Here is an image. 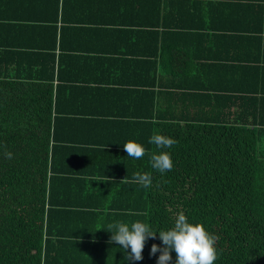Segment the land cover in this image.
Returning <instances> with one entry per match:
<instances>
[{
	"label": "trees",
	"instance_id": "1",
	"mask_svg": "<svg viewBox=\"0 0 264 264\" xmlns=\"http://www.w3.org/2000/svg\"><path fill=\"white\" fill-rule=\"evenodd\" d=\"M163 2L174 20L127 118L65 108L53 49L0 41V264H157L179 212L217 238L214 264H264V0ZM157 133L177 141L164 173ZM134 221L157 232L140 261L109 243L110 224Z\"/></svg>",
	"mask_w": 264,
	"mask_h": 264
},
{
	"label": "crops",
	"instance_id": "2",
	"mask_svg": "<svg viewBox=\"0 0 264 264\" xmlns=\"http://www.w3.org/2000/svg\"><path fill=\"white\" fill-rule=\"evenodd\" d=\"M162 2L0 0V41L32 44L40 53L53 49L65 108L105 114L97 118H127L129 92L146 87L148 64L158 61L162 37L156 54V31L174 20L166 19ZM116 91L126 93L125 104L112 99Z\"/></svg>",
	"mask_w": 264,
	"mask_h": 264
},
{
	"label": "clouds",
	"instance_id": "3",
	"mask_svg": "<svg viewBox=\"0 0 264 264\" xmlns=\"http://www.w3.org/2000/svg\"><path fill=\"white\" fill-rule=\"evenodd\" d=\"M149 143L155 144L161 149L159 154H152V168L161 173L171 171L173 161L170 153L166 149L174 146L177 141L159 133L150 137ZM127 156L139 159L144 156V147L129 140L124 145ZM7 158L11 159L12 153H6ZM135 183L147 188L151 185V176L149 173L137 172L133 178ZM109 229H115L109 243L116 242L124 249L125 259L129 261L142 260V251L147 238L156 239L157 232L152 231L147 223L134 221L130 225L124 222L110 224ZM101 230V229H98ZM97 230V231H98ZM159 239L163 247L153 243L150 249V255L160 253L157 264H169L172 259L171 253L174 250L176 254V264H214L217 259V249L215 247L216 237L209 234L203 224L190 223L183 212H179L176 216L173 227L168 230H161ZM130 248V252L128 249Z\"/></svg>",
	"mask_w": 264,
	"mask_h": 264
}]
</instances>
